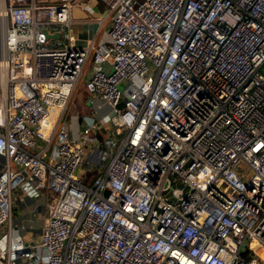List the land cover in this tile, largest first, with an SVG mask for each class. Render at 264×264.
Masks as SVG:
<instances>
[{"label":"built area","instance_id":"1","mask_svg":"<svg viewBox=\"0 0 264 264\" xmlns=\"http://www.w3.org/2000/svg\"><path fill=\"white\" fill-rule=\"evenodd\" d=\"M94 1L0 0V264H264V0Z\"/></svg>","mask_w":264,"mask_h":264},{"label":"crops","instance_id":"2","mask_svg":"<svg viewBox=\"0 0 264 264\" xmlns=\"http://www.w3.org/2000/svg\"><path fill=\"white\" fill-rule=\"evenodd\" d=\"M81 4L75 5L71 9V31L75 36L76 45H84L88 40L92 39L94 43L102 42L106 38L107 24H102L97 33L94 34L96 24L92 21L93 17H97L102 9V5L94 0H80ZM90 6V7H88ZM97 8V16H91L90 8ZM85 8L88 10L86 11ZM91 22L92 24H85ZM71 121H67L68 116H63L62 121L66 123L72 135H76L81 128L82 122L75 116ZM47 196L39 194L35 197H28L18 190H14L11 194V216L9 224L17 226L22 224L23 228L19 233L23 238H36L43 223L45 216V205Z\"/></svg>","mask_w":264,"mask_h":264},{"label":"rangeland","instance_id":"3","mask_svg":"<svg viewBox=\"0 0 264 264\" xmlns=\"http://www.w3.org/2000/svg\"><path fill=\"white\" fill-rule=\"evenodd\" d=\"M88 7H90V6H88ZM85 10L87 11L88 9L87 8H85ZM90 14H91V16H94V15H96L97 16V8L96 7H93L92 9L90 8ZM85 24H92L91 22H86ZM74 97V98H73ZM72 98H73V100H72V103L70 104V106L69 107H67L66 109H65V111H64V114L65 115H67V114H69L70 112H75V111H78V113L80 114V113H82V112H84L85 111V108H84V106H82V98H83V96H82V82H79L78 84H77V86L75 87V91H74V93L72 94ZM69 105V104H68ZM67 118V121H71L72 120V116H68V117H66ZM103 127L102 128H107L109 125L108 124H104V125H102ZM102 128H99V132H102L103 134H105L106 132L104 131V129H102ZM80 176V175H79Z\"/></svg>","mask_w":264,"mask_h":264},{"label":"bare ground","instance_id":"4","mask_svg":"<svg viewBox=\"0 0 264 264\" xmlns=\"http://www.w3.org/2000/svg\"><path fill=\"white\" fill-rule=\"evenodd\" d=\"M73 98L72 97L70 98V100H69L70 104L72 103ZM70 104L68 105V107L70 106ZM259 254L264 257V251H259Z\"/></svg>","mask_w":264,"mask_h":264},{"label":"trees","instance_id":"5","mask_svg":"<svg viewBox=\"0 0 264 264\" xmlns=\"http://www.w3.org/2000/svg\"><path fill=\"white\" fill-rule=\"evenodd\" d=\"M97 135H98L99 139H101L104 136V134L102 132H99V131H97Z\"/></svg>","mask_w":264,"mask_h":264}]
</instances>
